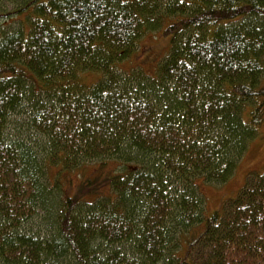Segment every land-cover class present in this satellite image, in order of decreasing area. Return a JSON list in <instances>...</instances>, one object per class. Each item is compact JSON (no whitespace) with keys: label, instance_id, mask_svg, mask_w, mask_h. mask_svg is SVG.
<instances>
[{"label":"trees","instance_id":"16d2710c","mask_svg":"<svg viewBox=\"0 0 264 264\" xmlns=\"http://www.w3.org/2000/svg\"><path fill=\"white\" fill-rule=\"evenodd\" d=\"M23 11L0 34V264H264V169L211 215L197 185L264 128V0H0ZM158 31L155 73L121 70ZM20 112L36 145L9 135ZM106 159L108 195L59 199L45 176Z\"/></svg>","mask_w":264,"mask_h":264},{"label":"rangeland","instance_id":"374dc122","mask_svg":"<svg viewBox=\"0 0 264 264\" xmlns=\"http://www.w3.org/2000/svg\"><path fill=\"white\" fill-rule=\"evenodd\" d=\"M5 12L14 11L18 7L11 2H4ZM26 12L19 14L13 13L8 17L0 15V34L8 32L19 27L22 28V22L25 21ZM170 36L158 32L146 33L130 58L119 64L123 71H131L134 69L142 70L147 73H155L156 65L162 61L169 51ZM101 73L90 72L86 75L85 81L88 84L96 83L101 78ZM34 98H42L38 94H34ZM23 110L28 112L31 110L29 103H25ZM9 124V135L14 139L29 140L33 144L39 142L40 135L26 125L28 117L26 114L16 113L11 116ZM132 165L133 163H129ZM124 165L114 159H106L103 163L101 160L87 161L74 170H64L58 165H50L45 176L51 183H57V196L59 199L65 195H81L87 198H94L98 195L111 194V186L109 179L113 174L121 172ZM264 169V128L260 134L248 145V149L239 161L236 172L225 183L207 182L203 178L197 179V185L205 199V213L211 215L216 211L222 212L227 201L235 199L246 180L251 173L262 172ZM40 215H44V211H40ZM40 220L33 219L26 225L33 230L45 231V226L39 225ZM198 260L197 254L193 257Z\"/></svg>","mask_w":264,"mask_h":264}]
</instances>
